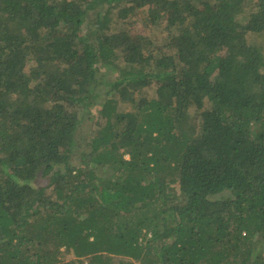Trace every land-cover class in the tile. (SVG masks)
Segmentation results:
<instances>
[{"label": "trees", "instance_id": "obj_1", "mask_svg": "<svg viewBox=\"0 0 264 264\" xmlns=\"http://www.w3.org/2000/svg\"><path fill=\"white\" fill-rule=\"evenodd\" d=\"M261 36L264 0H0V264H264Z\"/></svg>", "mask_w": 264, "mask_h": 264}, {"label": "rangeland", "instance_id": "obj_2", "mask_svg": "<svg viewBox=\"0 0 264 264\" xmlns=\"http://www.w3.org/2000/svg\"><path fill=\"white\" fill-rule=\"evenodd\" d=\"M144 15H145V13H141V16H144ZM259 41L262 43L261 45L264 46V36H261V37L259 38ZM263 49H264V48H263ZM40 184L45 185V184H47V183H46V182H40ZM63 257H64L63 260L66 261V262H68V261L74 259L73 254H71V253H67V252H64ZM79 262H81V261H79ZM136 264H138V263H136Z\"/></svg>", "mask_w": 264, "mask_h": 264}]
</instances>
